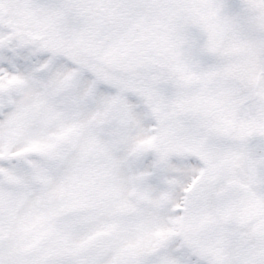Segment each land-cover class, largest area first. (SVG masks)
<instances>
[{
    "label": "snow or ice",
    "instance_id": "snow-or-ice-1",
    "mask_svg": "<svg viewBox=\"0 0 264 264\" xmlns=\"http://www.w3.org/2000/svg\"><path fill=\"white\" fill-rule=\"evenodd\" d=\"M0 264H264V0H0Z\"/></svg>",
    "mask_w": 264,
    "mask_h": 264
}]
</instances>
